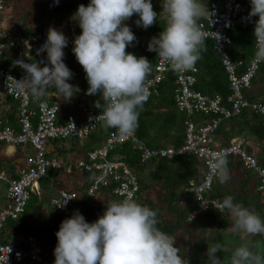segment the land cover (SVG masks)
Segmentation results:
<instances>
[{
    "label": "clouds",
    "instance_id": "1",
    "mask_svg": "<svg viewBox=\"0 0 264 264\" xmlns=\"http://www.w3.org/2000/svg\"><path fill=\"white\" fill-rule=\"evenodd\" d=\"M53 2L59 4V0ZM250 4L248 19L258 17L253 36L254 62L259 64L264 62V0H250ZM162 9L167 17L166 26L158 37H153L148 50L169 62L174 71H190L204 50L205 36L199 21L208 9L201 0H163ZM133 15L139 16L135 23L144 29L157 20L151 0H90L87 6L80 4L74 14L81 34L75 37L72 51L86 74L89 85L86 94H100L105 101L102 114L90 119L101 120L106 129H116L124 137L133 135L138 128L140 112L150 97L148 77L152 71V63L146 57L126 51L136 40L125 23ZM67 45L64 33L50 26L45 43L37 51L38 55L46 52L47 62L17 60L15 64L25 75L21 79L8 76L5 86L37 100L53 88L66 101L71 100L80 89L68 82L73 72L64 63L63 49ZM95 107H101L99 101ZM209 168L221 184L231 178L228 160L222 153L210 159ZM65 172L63 169L66 176L70 173ZM70 199H64L58 207H66ZM218 211L229 213L233 233L264 236V218L255 209L234 202L233 196H226ZM157 217L155 210L133 198L106 203L103 215L91 223L75 210L55 233L54 264H189L174 246L175 239L157 227ZM223 250L219 242L208 247L207 264H222L217 253ZM230 264H264V254L241 244L232 251Z\"/></svg>",
    "mask_w": 264,
    "mask_h": 264
},
{
    "label": "built area",
    "instance_id": "2",
    "mask_svg": "<svg viewBox=\"0 0 264 264\" xmlns=\"http://www.w3.org/2000/svg\"><path fill=\"white\" fill-rule=\"evenodd\" d=\"M163 2V0H162ZM250 6L242 0L211 1L207 15L199 23L205 39L214 41V50L221 57L222 66L225 69L230 84V94L226 97L222 94L208 95L196 88L200 82L199 69L195 66L187 72L172 70L170 63L160 58L157 60L152 73L148 77L150 96H159V85L166 80L172 72L175 75V103L181 113L186 115L184 121V144L179 148L166 145L156 150H150L137 137L136 133L124 137L117 130L110 132L102 144L86 151L85 156L76 161L77 168L92 174L93 179L87 187L86 195L96 196L103 189H110L108 198L103 196V201L110 203L114 198H137L139 183L136 175L130 169L129 163L121 155H113V150L126 143H132L133 147L141 151L142 162L150 158H172L175 155L197 156L205 168L203 179L199 182L192 180L186 191L193 194L198 203L189 219L198 212H204L211 208L218 209L222 202L219 198L209 197L218 178L210 171L209 161L217 153H222L226 158H239L247 169L257 174L260 180L259 189L264 191V166L259 164L255 154L248 152V143L244 137H233L228 144H222L216 138V131L220 124L233 117L239 116L246 110L260 113L264 116V104L250 102L245 92L252 86V81L262 64L254 62V55L246 62L242 59L234 62L228 52L232 44L230 31L239 25H248L254 32L255 21L258 17L248 19ZM6 11V5L0 0V16ZM79 31L63 32L68 38V45L63 49L65 56L72 52L74 39L81 34ZM8 27L6 20L0 17V79L1 88L7 97L18 102L17 126L6 123L0 117V144H8L16 147H30L33 153L26 157L25 169L16 177L7 178L0 171V182L7 184L6 205L0 211V264H54L43 255V248L33 236H20V238L8 242L3 241L1 235L9 220L17 219L27 209L31 193L35 189L39 192L40 181L47 175L49 169H64L71 171V167L65 168L58 156H49V143L51 141H64L68 139L86 140L103 123L94 118L103 112L95 111L88 104V95L84 92L77 103V112H70L61 117V105L57 100L33 98L31 95H21L5 86L8 76L21 79L12 73L4 62L8 59V51L14 49L18 58H28L37 53L38 49L47 39V30L43 32L24 33L16 39H9L6 33ZM149 42H142L141 47H148ZM256 45V41H255ZM46 54V52H43ZM47 55V54H46ZM245 68L244 72H241ZM101 102L105 101L101 98ZM197 116L201 121H194ZM207 117V118H206ZM209 117V118H208ZM66 198V207H58ZM80 195L76 191L66 189L58 190L51 198V205L58 214L69 216L76 200ZM106 205L101 213L103 215Z\"/></svg>",
    "mask_w": 264,
    "mask_h": 264
},
{
    "label": "trees",
    "instance_id": "3",
    "mask_svg": "<svg viewBox=\"0 0 264 264\" xmlns=\"http://www.w3.org/2000/svg\"><path fill=\"white\" fill-rule=\"evenodd\" d=\"M3 1L6 5V2L10 0ZM166 19L163 21L164 25L166 24ZM18 28L13 26L6 30L9 39L18 37L16 33ZM44 29L41 27H30L22 32V27H20V34L35 33L39 32V30L43 32ZM229 34L232 37V44L228 47L231 59L234 62L242 59L247 65L255 50L253 30L248 25H239L232 29ZM8 53L10 57L5 60L4 66L15 64L19 60L14 49H10ZM40 56L45 57L44 55ZM30 60L36 63L44 62V59L39 58V56ZM195 66L199 69L200 82L196 86L198 90L211 96L219 93L226 97L230 94V84L222 66L221 57L214 50L213 40L205 39L204 50L201 52V57ZM244 71L245 68L241 72ZM16 75L24 76L25 74L18 70ZM174 89L175 75L170 72L166 80L159 85V96H150L140 112L138 128L135 133L150 150L166 146L162 143L163 140H170L172 144L169 143L167 145H172L175 148H179L184 144V121L186 115L181 113L176 107ZM245 95L252 103L260 102L264 104V62L260 65L252 81V86L245 92ZM91 96L94 101L90 104V108L95 111L102 110L103 103L101 102L100 94ZM41 98L47 99L48 97L44 95ZM80 98L81 96L78 97V101ZM51 100H57L61 105V101L58 98ZM97 101L101 105L100 108L95 107ZM8 102H16L18 104L12 98H9ZM16 109H18L17 106L13 107L15 115H18ZM194 121L199 122L201 119L195 116ZM226 124L231 126L229 132L225 130ZM114 130L116 129H106L102 123L85 140L84 146L90 144L95 147L102 144L103 138ZM241 135L254 137L253 144L260 147V153H258L259 155L254 153L255 151L249 145L247 146L248 152L255 154L259 164L264 166V116L260 113L246 110L239 116L222 122L216 131V138L222 144H228L233 137ZM72 139V145L70 146L73 148H67V145L62 144L59 140L51 141L56 145L55 149L58 151L56 155L62 160L64 167H71L70 173L66 176L63 174V169H49L47 175L40 181V195L38 192L31 193L25 212L17 219L9 220L1 235L5 242L18 239L20 236H33L42 246L44 257L53 262L55 261L54 248L57 244L55 233L59 230L61 222L71 217L75 210H79L87 222L96 221L101 216L106 205V202L103 201V196L108 198L110 195V189H103L94 197L86 195L87 187L91 184L93 176L91 173L77 168L76 161L84 157L88 150H85V152L80 150V156L75 157L77 156L73 152L75 150H71L79 145L80 140ZM118 149L121 151L116 152V154L125 158L138 179L140 189L135 200L158 213L159 224L157 227L175 239L174 246L179 248L180 255L186 257L189 260V264H207L206 258H203L202 253L197 251L194 246L195 235H201L203 230L210 228H215L219 231H227L228 229L229 231L232 226V218L227 211L220 213L218 209L211 208L204 212H198L196 216L189 219L191 214L197 210L198 203L195 196L191 193L189 194L186 189L192 180L199 182L203 179L205 173L203 162L193 154L175 155L172 158L152 157L148 161L142 162L141 151L135 149L132 143L118 146ZM75 152L78 153V151ZM48 155L53 156L54 154L50 151ZM227 160L231 178L224 184L217 180L213 191L209 193V197L223 200L226 196L231 195L234 197V202H239L245 207L255 209L264 218V191L259 189V177L255 172L247 169L239 158L230 157ZM67 172L65 173L67 174ZM60 189L76 191L80 195V198L76 200L72 207L70 215L63 216L58 214L52 205L50 208L52 210L49 213L40 212L41 209L50 207L51 198ZM33 195L40 199L41 205L39 208L36 203L37 198H33ZM217 235L220 236V234ZM237 236L240 237L241 235ZM262 251L264 252V247ZM262 251H259V253H263Z\"/></svg>",
    "mask_w": 264,
    "mask_h": 264
},
{
    "label": "crops",
    "instance_id": "4",
    "mask_svg": "<svg viewBox=\"0 0 264 264\" xmlns=\"http://www.w3.org/2000/svg\"><path fill=\"white\" fill-rule=\"evenodd\" d=\"M82 1V0H81ZM211 1H217V2H222L223 0H201L202 3H205L207 9L209 10V4ZM152 4H153V9L154 11L157 13V20L156 22L150 26L147 29H144L143 27H138L136 25V20L139 19V16L137 15H133V17L126 21L125 23L130 26L132 32L135 34L136 40L133 42V44L131 46H129L126 51L130 52L132 54H135L137 57L140 56H144L147 59H151V63H152V68L154 66V64L156 63V52H154L152 55H147V52H143L142 51V47L140 46L142 42H149L153 39V37H158L160 32L163 30V28L166 26V24L164 25L163 21L165 20L166 14L162 13L163 9H161V12L159 11L162 7V0H151ZM248 4V2H246ZM251 8V4H248ZM23 10H21V13H19L18 18L19 20H14L15 17L13 18V20L15 21V26L16 28L20 29V27H22V32L28 30L32 25V19L31 20H27L22 21L23 18H25L22 13ZM161 13V14H160ZM7 14H8V10H6V12L1 15L0 17H3L5 20H7ZM74 14L75 12H71L69 15L66 16V21H60L56 20L57 22H50L57 30H60L59 27L64 26L66 27L65 30H71V31H79L78 28V22H75V18H74ZM51 16H53V13L50 14ZM207 15V13L202 17L204 18ZM55 16V15H54ZM22 18V19H21ZM201 18V19H202ZM35 20L38 21H42V24L39 25V27L41 28H47V25L43 24L44 23V19L41 18V15H37V17L35 16ZM69 20V21H68ZM73 20V21H72ZM31 21V22H30ZM24 23V24H23ZM48 23V22H47ZM23 24V25H22ZM8 28H11L12 25H7ZM45 30V29H44ZM63 31V30H60ZM145 48H148L147 46ZM40 55H44L40 56ZM39 56V58L44 59V62H47V55L45 53H40L39 55L37 53L32 54L30 57L28 58H19V60H23L25 63H32L34 61L30 60L32 58H35ZM32 57V58H31ZM37 59V58H36ZM31 61V62H29ZM64 63L67 65V67L73 72V78L71 80H69L68 82L74 86H78L80 91L78 93H76L71 100H67L61 96L60 93H58L55 89L53 88H49L46 93L45 96L48 97L47 99H55L58 98L61 101V117H65L68 113L73 112L70 111L72 110V108H68L70 104H72L73 100H78V97L81 96L84 92H87V89L89 88V85L87 83V79H86V74L82 68V66L78 63V61L75 58V55L73 53V51L64 57ZM9 68H12V65H8ZM41 66H44V64H41ZM24 72V70H23ZM25 74V72H24ZM1 88V87H0ZM10 97H7L4 92L2 91V88L0 89V117L3 118V120L6 123L9 124H16L17 123V115H15V110H13V107H18V104L16 102H8ZM94 101V98L91 95H88V104H92ZM75 102H73V106L75 107ZM91 106V105H90ZM66 108V109H65ZM64 110H67L66 113H64ZM17 111V109H16ZM76 112V111H75ZM79 113V111H77ZM76 112V113H77ZM72 140L73 139H68L67 141H63L61 142L62 144H66L67 148H70L72 145ZM260 146V143H259ZM56 145L53 142L49 143V151L53 152L54 156H56V153L58 154V151L55 149ZM73 148V147H71ZM84 147L79 144V148L77 149L78 153L75 152L76 149H72L71 151L74 152V154L79 157L81 152H85V149H83ZM30 148H16L14 146H10V145H6V144H0V171L4 172L6 174V176H10V177H15L17 176L19 170H23L25 169V162H26V156L31 152ZM260 153V147H257V151H255V153L257 154ZM17 164L16 167H14V165ZM9 165V168L6 166ZM2 183V182H1ZM40 195V192H39ZM6 205V204H5ZM2 208L0 206V211L4 208V204H2Z\"/></svg>",
    "mask_w": 264,
    "mask_h": 264
},
{
    "label": "rangeland",
    "instance_id": "5",
    "mask_svg": "<svg viewBox=\"0 0 264 264\" xmlns=\"http://www.w3.org/2000/svg\"><path fill=\"white\" fill-rule=\"evenodd\" d=\"M242 1L248 2V4L250 3V0H242ZM89 3H90V0H82V1L81 0H59V4L56 5V4H54L53 0H10L9 2H6V6H7L6 10H8V14H7V20L8 21L6 20V26L7 25H9V26L12 25V27L15 26L14 20H19L16 18H18V16H21V15H19V13H21V10H23L22 13H23V15H26V16H24L26 19L23 18L22 21L26 22L28 19L29 20L32 19V22L30 21L32 23L31 27L38 28L39 25L42 24V21H40V20L36 21L35 16L37 17V15L38 16L41 15V18L44 19L43 24L47 25V28H45V30L48 31L49 27L53 26L50 22H54V21L57 22L56 20H59V18H60V21H62V20L66 21L67 20L66 16L69 15L71 12H76V10L80 4H84L85 6H87ZM159 9H160L159 11L161 12L162 7ZM51 13H53V16L50 15ZM14 17H15V19L13 20ZM75 22H77L76 19H75ZM59 29L63 30L62 32H69V30H65L66 27H64V26L59 27ZM20 32H21L20 29H18L16 31L18 36L21 35ZM142 51L147 52L148 53L147 55H152L154 53L153 51H149L148 48H142ZM8 57H10L9 53H8ZM148 60L151 63L152 60L151 59H148ZM11 65H12V68H11L12 73H14L16 75V72L18 70H21L22 73L24 74L23 69L20 66H18L17 64H11ZM73 102H75L74 103L75 107L73 106ZM77 103H78V100L72 101V104H70L68 107V108H70V107L72 108V110H70V111H73V112L78 111ZM66 112H67V110H64V113H66ZM230 128H231V126L229 124H226L225 130L227 132L230 131ZM172 134H173V132H172ZM240 137L246 138V141H247L249 147H251V149L253 151H257L258 146L253 144L254 140H255L253 136L247 135L245 137L244 135H241ZM162 143L167 145L171 142H170V140H163ZM79 144H81L84 147L83 149H85V150H90L92 147H94L90 144H87L86 146H84L85 140L80 141ZM78 148H79V145L75 147L76 151ZM32 151L33 150H31V152ZM120 151L121 150L118 149V147H116L113 150V155H115L116 152H120ZM257 154H258V152H257ZM75 157H78V156H75ZM6 166L9 168V165H6ZM16 166H17V164L14 165V167H16ZM7 177L10 179V176L7 175ZM6 187H7V184L5 182L0 183V206H1V208L3 207L2 204H4V207H5V204L7 201V198H6L7 188ZM33 198H35V199L37 198L36 203H37V206L39 208V206L41 205L39 197H35L33 195ZM114 201H117V198H114ZM47 202L49 203V201H47ZM50 208H51V203H50V207L45 208L43 210L41 209L40 212L47 214L52 210ZM232 223H233V221H232ZM229 229H231V228H229ZM218 232H220V233H218ZM217 234H220V236H218ZM195 236L196 237H195V241H194V246H195L197 251L202 253L203 258H206V262L208 259L207 255H206L208 247H211L214 243H217V242L221 243L224 246V250L217 253V255L221 258L222 264H230V256H231L232 251L237 246H239L241 244H248L254 252L262 251L263 247H264V236H262V237H260V236L246 237V236L241 235L240 237H238L231 230L228 231V229H227V231H219V230H216L215 228H210L207 230H203L201 232V235L196 234ZM261 254H264V252ZM190 256H192V255H190Z\"/></svg>",
    "mask_w": 264,
    "mask_h": 264
},
{
    "label": "bare ground",
    "instance_id": "6",
    "mask_svg": "<svg viewBox=\"0 0 264 264\" xmlns=\"http://www.w3.org/2000/svg\"><path fill=\"white\" fill-rule=\"evenodd\" d=\"M66 171H68V170H66ZM35 191H36V192H38V190H37V189H35Z\"/></svg>",
    "mask_w": 264,
    "mask_h": 264
}]
</instances>
